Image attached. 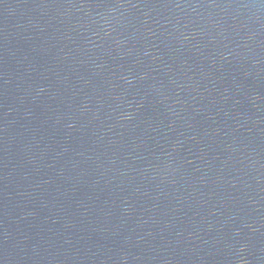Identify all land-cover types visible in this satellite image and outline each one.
<instances>
[{"label": "water", "instance_id": "obj_1", "mask_svg": "<svg viewBox=\"0 0 264 264\" xmlns=\"http://www.w3.org/2000/svg\"><path fill=\"white\" fill-rule=\"evenodd\" d=\"M0 264H264V0H0Z\"/></svg>", "mask_w": 264, "mask_h": 264}]
</instances>
